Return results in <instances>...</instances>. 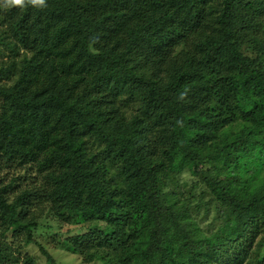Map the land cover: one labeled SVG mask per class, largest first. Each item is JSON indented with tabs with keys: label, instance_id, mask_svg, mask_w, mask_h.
Here are the masks:
<instances>
[{
	"label": "trees",
	"instance_id": "1",
	"mask_svg": "<svg viewBox=\"0 0 264 264\" xmlns=\"http://www.w3.org/2000/svg\"><path fill=\"white\" fill-rule=\"evenodd\" d=\"M0 19V264L32 261L4 238L43 214L86 230L61 248L87 261L264 264L243 246L264 225V0H0Z\"/></svg>",
	"mask_w": 264,
	"mask_h": 264
},
{
	"label": "rangeland",
	"instance_id": "2",
	"mask_svg": "<svg viewBox=\"0 0 264 264\" xmlns=\"http://www.w3.org/2000/svg\"><path fill=\"white\" fill-rule=\"evenodd\" d=\"M1 20V19H0ZM0 28H2V24L0 22ZM245 44H247L245 42ZM1 47V43H0ZM246 49V45L244 47V51ZM7 59L6 55L0 57V60ZM6 169H0V175L5 177L8 180L11 176V172H7ZM179 181H185L189 184L192 182L190 178V174L188 172H182L178 176ZM38 206V205H37ZM36 208V207H35ZM211 213H215L214 206H210ZM38 211L40 208L38 207ZM198 219V217H194ZM72 230V231H71ZM84 230V231H83ZM80 232H86L84 228L77 229V227L66 225L62 223H57L55 220L50 218V215L43 214L42 218L39 220L38 229L35 231L33 238L34 241L29 244L24 243V232H15V229H11L5 234V242L12 249V256H16L19 260L18 263H21L23 260L27 258H31L32 261L29 264H104V261L93 259L92 261H87L85 257L79 256L77 254L70 253L61 248L62 240L75 235ZM71 232V233H70ZM74 233V234H72ZM65 237V238H64ZM259 242L262 243L261 251L264 252V225L258 223L252 225V231L248 234V241L229 245L227 250L232 252L235 256H239L243 250H239L241 245L247 248L248 252H253L256 249ZM41 247L47 250L49 255L53 258L54 262L48 261L47 256L41 250ZM87 247L84 249V254L88 252H95L99 250L97 248L111 249L108 246H97V241L95 243H86L83 247ZM226 252V251H225ZM251 255V253H250ZM214 258V257H213ZM85 261H84V260ZM251 259V258H250ZM242 264H250L247 262V256L243 259Z\"/></svg>",
	"mask_w": 264,
	"mask_h": 264
},
{
	"label": "clouds",
	"instance_id": "3",
	"mask_svg": "<svg viewBox=\"0 0 264 264\" xmlns=\"http://www.w3.org/2000/svg\"><path fill=\"white\" fill-rule=\"evenodd\" d=\"M23 2V0H12V3H15V4H20V3H22ZM33 2L35 3L36 2V0H33ZM39 2H43V0H39Z\"/></svg>",
	"mask_w": 264,
	"mask_h": 264
}]
</instances>
